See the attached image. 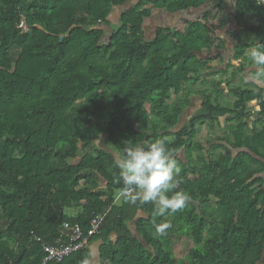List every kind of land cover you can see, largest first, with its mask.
I'll return each mask as SVG.
<instances>
[{"label":"trees","instance_id":"1","mask_svg":"<svg viewBox=\"0 0 264 264\" xmlns=\"http://www.w3.org/2000/svg\"><path fill=\"white\" fill-rule=\"evenodd\" d=\"M187 9L199 13L144 37L152 12ZM225 14L222 0H0V264H42L34 237L66 244L65 224L85 236L103 213L85 248L44 264H92L93 243L97 264H264L262 90L237 86L230 106L191 90L218 54L242 58L264 42V6L235 0ZM191 93L201 112L179 124ZM211 123L220 135L195 139ZM99 138L108 149L87 151ZM165 138L185 207L157 215L153 203L114 200L113 152ZM172 234L191 238L185 262Z\"/></svg>","mask_w":264,"mask_h":264},{"label":"clouds","instance_id":"2","mask_svg":"<svg viewBox=\"0 0 264 264\" xmlns=\"http://www.w3.org/2000/svg\"><path fill=\"white\" fill-rule=\"evenodd\" d=\"M257 5L264 0H255ZM250 66L254 69L246 77L258 84H264V42L249 46L245 53ZM168 139H157L146 145L125 147L114 155L113 165L118 170L116 183L122 186L117 191V200L130 204L153 203L156 214L168 210L178 211L185 207L191 196L184 191H176L180 167L169 150ZM171 225L169 222L155 226V235L163 236ZM83 264H89L86 258Z\"/></svg>","mask_w":264,"mask_h":264},{"label":"rangeland","instance_id":"3","mask_svg":"<svg viewBox=\"0 0 264 264\" xmlns=\"http://www.w3.org/2000/svg\"><path fill=\"white\" fill-rule=\"evenodd\" d=\"M132 3L133 0H130ZM118 7H114L113 14L114 16L110 18L111 24L116 22L117 13L119 12ZM115 19V20H114ZM24 26V25H23ZM111 27L113 25H110ZM25 29V28H23ZM153 32H146L144 37L151 38ZM220 57V56H219ZM232 56L229 53L221 55L220 58L214 57L209 63H207V67L201 71V75L198 77L195 85L191 88V90H206V95L210 97V99L218 98L222 105L230 106L232 102L231 94L229 93L231 89L241 86L243 84L242 75L240 74V68L244 66H250L247 58H238L232 60ZM231 62V64H229ZM242 69V68H241ZM243 70V69H242ZM244 82L246 80V76L244 75ZM245 86H249L254 88L253 85L244 84ZM243 86V85H242ZM264 91V87L262 92ZM262 95H264L262 93ZM193 98V104L189 105L185 112L180 117V123H186L188 118L191 116H195L200 114L201 110L198 107V102L200 101L201 96L195 95V93H191L190 95ZM256 117V116H254ZM222 119V118H221ZM222 125V124H221ZM258 126V125H257ZM217 125L214 123L211 124H202L197 126V132L195 134V139H212L215 135H220V130H218ZM216 143V142H214ZM89 150L102 148L103 150H107L108 147L103 143L102 138L95 140L88 144ZM220 149H216V155ZM115 154V152H113ZM176 155L181 157V151H177ZM194 156V153H193ZM72 211H75L74 209ZM71 213V210L69 211ZM67 211V213H69ZM133 230V229H132ZM193 246L191 238L187 234L179 235L172 234L170 236V244L169 249L172 252L173 258L176 261L187 260L188 250ZM93 258V257H92ZM264 258V254H263ZM94 261V259H92ZM92 264H97V262H93Z\"/></svg>","mask_w":264,"mask_h":264},{"label":"crops","instance_id":"4","mask_svg":"<svg viewBox=\"0 0 264 264\" xmlns=\"http://www.w3.org/2000/svg\"><path fill=\"white\" fill-rule=\"evenodd\" d=\"M134 1V0H133ZM223 1V5L225 6V16L228 20L232 19L233 16V4L235 2V0H222ZM199 13L198 10H194V9H187L184 11H180L176 14L174 13H167V12H163V11H154L152 12L150 18H148V20L145 22L144 26L142 27V30L144 32V34L146 32H153L155 30V28L159 25H163L168 23L169 25L174 24L179 18H186V19H192L194 17H196V15ZM114 15H112L111 17H113ZM110 17V18H111ZM115 20V19H114ZM253 20H250L249 23H253ZM234 25L231 26V29H233ZM218 53H221V50L218 51ZM221 54H218V56H216L217 58H220ZM245 58V57H242ZM240 68V74L242 75V81L244 85L245 83L248 85H256L259 89L263 90L264 84H258L252 80H247V82H244V75L247 77L249 73H251L254 69L251 66H242L239 67ZM243 70H242V69ZM241 85V86H242ZM264 94V91L262 92ZM263 99H264V95H263ZM246 112L250 115V116H255L258 112V108L256 103L254 102H248L246 104ZM255 118V117H254ZM89 248L91 250V255H92V259H94L95 262L96 261V257H97V245L95 243L89 245ZM90 258V259H91Z\"/></svg>","mask_w":264,"mask_h":264},{"label":"built area","instance_id":"5","mask_svg":"<svg viewBox=\"0 0 264 264\" xmlns=\"http://www.w3.org/2000/svg\"><path fill=\"white\" fill-rule=\"evenodd\" d=\"M264 6V4H261ZM23 28H25L22 25ZM117 199V196L114 200ZM105 213L96 214L89 220V228L85 234L82 235L79 227L74 225L72 227H68L66 224L63 226L65 230L69 231L70 241L66 244H54L47 243L40 240L38 237H34V241L39 242L41 244L42 250L45 253L42 264L47 261L60 262L65 256L70 254L73 251L80 250L85 248L88 245V239L97 234L104 218Z\"/></svg>","mask_w":264,"mask_h":264}]
</instances>
